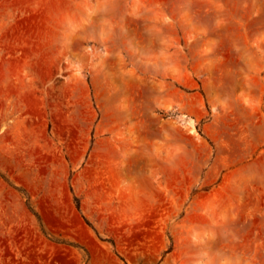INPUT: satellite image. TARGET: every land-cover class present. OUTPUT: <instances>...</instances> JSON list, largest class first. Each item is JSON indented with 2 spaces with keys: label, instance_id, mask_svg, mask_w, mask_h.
<instances>
[{
  "label": "rangeland",
  "instance_id": "obj_1",
  "mask_svg": "<svg viewBox=\"0 0 264 264\" xmlns=\"http://www.w3.org/2000/svg\"><path fill=\"white\" fill-rule=\"evenodd\" d=\"M0 264H264V0H0Z\"/></svg>",
  "mask_w": 264,
  "mask_h": 264
}]
</instances>
